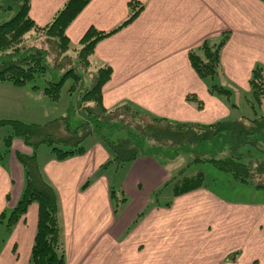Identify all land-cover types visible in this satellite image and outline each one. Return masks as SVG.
<instances>
[{"label":"crops","instance_id":"1","mask_svg":"<svg viewBox=\"0 0 264 264\" xmlns=\"http://www.w3.org/2000/svg\"><path fill=\"white\" fill-rule=\"evenodd\" d=\"M67 1L32 0L30 16L46 26ZM132 3L142 8L127 22ZM91 27L110 33L91 58L97 68L108 65L113 71L102 90L108 110L130 103L172 122L237 119L228 102L210 92L192 66L190 53L227 34L221 73L245 91L250 90L254 68L264 67L262 0H91L67 35L79 46ZM5 88L10 90V85L0 84L4 95L9 93ZM34 92L25 96L38 100L36 111L54 106L42 89ZM73 105L71 101L51 116L33 112L32 117L50 121L59 113L68 115ZM0 106L5 107L3 99ZM75 115L83 123L79 110ZM83 144V154L65 160L56 159L53 152L35 154L59 198L66 264H264V203L236 201L207 188L176 195V167L148 156L118 166L110 163V150L95 136ZM25 180L15 157L7 164L0 160V217L17 205ZM164 192L171 200L153 205L152 197ZM38 219L34 203L10 234L0 226V264H30Z\"/></svg>","mask_w":264,"mask_h":264},{"label":"trees","instance_id":"2","mask_svg":"<svg viewBox=\"0 0 264 264\" xmlns=\"http://www.w3.org/2000/svg\"><path fill=\"white\" fill-rule=\"evenodd\" d=\"M90 1L68 0L48 25L39 26L30 16L32 0H0V12L4 14L0 18V82L20 87L43 76L46 78L44 95L51 102H58L64 85L72 81L67 92L78 100L83 118L79 127L72 128L76 112L73 105L68 115L44 125L0 121V126L9 125L12 129V135L6 137L8 147L15 138H20L34 149L48 145L56 159L65 160L83 154L84 140L95 136L110 150V163L122 166L148 156L176 167L178 172L172 180L176 195L207 187L202 172H195L192 177L187 175L193 166L204 164L214 165L240 184L264 190V116L243 115L202 125L158 118L130 103L112 110L104 107L102 90L113 71L108 65L97 68L91 58L96 45L110 33L91 27L79 46L67 35L69 26ZM131 5L132 14L127 22L142 8L138 10L134 3ZM227 38L226 34L217 43L205 42L190 53V61L210 92L227 101L234 111L233 91L218 82L223 75L221 48ZM44 40L50 49L38 46ZM250 85L254 101L249 102L256 113V107L264 102L263 66L254 68ZM189 99L197 100L193 96ZM197 101L201 107V101ZM88 102H94V107H84ZM185 159H188L186 164ZM18 161L25 171L26 187L17 205L2 213L0 226L4 225L10 234L29 207L38 204V228L30 264H66L58 195L43 177L36 155L18 154ZM100 173L101 170L98 176ZM115 195L112 191V198Z\"/></svg>","mask_w":264,"mask_h":264},{"label":"rangeland","instance_id":"3","mask_svg":"<svg viewBox=\"0 0 264 264\" xmlns=\"http://www.w3.org/2000/svg\"><path fill=\"white\" fill-rule=\"evenodd\" d=\"M31 10V9H30ZM4 14L0 12V18H2ZM39 47L44 49H50V45H48L45 40L41 43L39 42ZM221 57V53H220ZM96 69V68H95ZM253 73V72H252ZM222 75L220 79L218 80L219 83L224 84L227 86V88L231 89L233 91L232 96V104L234 105V112L237 113L238 118L240 116H264V102L260 107H256V113L255 110L252 108V104L249 101H254L252 92H251V85L250 81L252 78V75L249 80V91H245L244 89H241L236 84H234L232 81L228 79H224ZM72 81H68L61 92V97L58 102H50L54 106H47V107H41L37 111L33 108L34 105L37 104L38 100L26 97V93L28 92H34V87H38L39 89L44 90V87L46 86V78L43 76H38L35 81L30 82L26 84L25 86H15L11 83L6 82H0V84H8L10 85V90L8 94L4 95V92L0 91V99H3V104L6 107L0 106V121L3 120H27L22 121L25 124L32 125V124H40L44 125L48 122H51L55 119H58L60 117V113L57 117H51L49 119L50 121H39V114H45L47 113V116H51L65 106H70L71 101H73L74 109L77 111L79 110V107L77 106L78 100L73 97V100H71V96L67 92L68 88L71 86ZM15 88H20L18 90H14ZM4 96V97H1ZM219 97V96H218ZM79 96V100H80ZM39 103V102H38ZM84 107H94V102H88L87 104H84ZM203 107V105H202ZM21 109V110H20ZM16 113H12V111H16ZM55 110V111H54ZM51 111V113H49ZM54 111V112H53ZM33 112L37 114L34 117H32ZM64 115V113H62ZM66 116V115H65ZM44 120V119H43ZM179 123V122H176ZM196 124V123H195ZM214 124V123H212ZM81 125V121L78 116L74 115L72 117V128L79 127ZM202 125H211V124H202ZM62 131V129H61ZM12 135V129L9 125L0 126V160H4L5 164L12 161L13 157H15V161L18 162V154L32 156L35 155L37 152L40 156H42L46 151L47 152H53L52 147L48 145H40L37 149H34L33 147H30L27 145L22 139L15 138L12 142V146L9 148L6 137ZM118 138V137H116ZM27 146L30 150V152L25 151V146ZM59 147L57 144L55 145ZM84 147V144L81 145ZM32 148V149H30ZM188 159H185L184 164H186ZM195 172H202L205 177V181L207 184V189L211 190L214 193H219L221 195H226L228 198H232L236 201L246 202V203H264V190H257L253 187L240 184L236 182L233 179V176L220 171L212 164H204V165H197L193 166L188 170V176L192 177L194 176ZM25 187H26V180H25ZM116 190L117 195H119L117 187H114ZM162 191V190H161ZM165 194H160L159 196L152 197V200L157 203L159 200H161L162 204H165L167 201L171 200V196L169 194H166L167 192H164ZM171 193V192H170ZM159 194V193H157ZM160 197V198H159ZM115 203L117 204V199L114 198Z\"/></svg>","mask_w":264,"mask_h":264}]
</instances>
